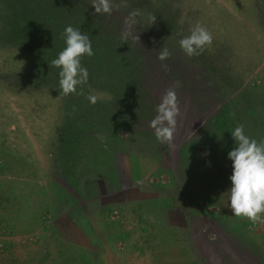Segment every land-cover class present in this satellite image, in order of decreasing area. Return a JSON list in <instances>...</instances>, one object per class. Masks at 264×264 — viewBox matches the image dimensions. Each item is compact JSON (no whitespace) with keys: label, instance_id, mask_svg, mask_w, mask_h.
<instances>
[{"label":"rangeland","instance_id":"rangeland-1","mask_svg":"<svg viewBox=\"0 0 264 264\" xmlns=\"http://www.w3.org/2000/svg\"><path fill=\"white\" fill-rule=\"evenodd\" d=\"M111 3L116 7L109 16L94 14L92 0H0V164L37 156L36 141L48 142L53 174L66 187L67 167L84 160L93 164L95 152L105 149L99 134L107 142L104 151L130 148L159 160L178 181V163L196 147L203 151L204 139L235 147L228 138L229 123L237 125L229 104L247 87L264 84V0ZM133 10L142 13L133 17L139 23L125 25ZM149 14L157 18L150 26ZM197 23L213 40L200 55L188 57L179 41ZM69 25L89 36L95 54L81 57L89 72L88 82L77 86L82 94L64 96L60 69L51 61L67 46L63 33ZM124 31L129 32L125 46ZM164 47L171 56L160 61ZM169 88L180 108L171 146L161 144L149 127ZM89 95L100 98L93 105ZM198 212L196 229L223 239L210 264H263L243 242L225 240L218 224ZM10 252L9 258L0 255V264H37V236Z\"/></svg>","mask_w":264,"mask_h":264},{"label":"crops","instance_id":"crops-1","mask_svg":"<svg viewBox=\"0 0 264 264\" xmlns=\"http://www.w3.org/2000/svg\"><path fill=\"white\" fill-rule=\"evenodd\" d=\"M229 105L237 123L231 131L243 124L246 135L264 139V84ZM215 142L204 139L203 151L180 160L178 181L159 160L119 148L96 151L93 164L66 166L61 187L48 142L36 141L39 155L0 164V255L9 258L37 236V264H210L223 239L196 229L194 212L202 209L225 240L243 242L264 264V223L230 207L232 143Z\"/></svg>","mask_w":264,"mask_h":264},{"label":"clouds","instance_id":"clouds-1","mask_svg":"<svg viewBox=\"0 0 264 264\" xmlns=\"http://www.w3.org/2000/svg\"><path fill=\"white\" fill-rule=\"evenodd\" d=\"M95 8L94 14H112L115 5L111 0H92ZM138 10H133L125 19V25L129 23H139L133 17L141 16ZM156 17L149 14L148 26L156 22ZM66 47L58 54V58L51 61V66L59 68L60 94L68 96L77 93V86H83L88 82V69L81 65V57L93 56L92 43L89 36L81 33L80 29L73 28L71 25L64 30ZM128 31H124L121 40L127 42ZM132 40L138 41L139 36H133ZM212 34L201 24L197 23L190 30V35L180 39L179 44L182 51L188 56L200 55L206 45H211ZM171 53L167 47L161 49L158 54L160 61L169 59ZM162 67H167L162 65ZM100 97L89 95L87 99L93 105ZM157 115L150 121L149 127L155 130V137L161 144L172 145L174 134L177 129V117L180 115L179 102L176 93L169 88L162 97L161 103L157 106ZM235 141V147L228 152V159L232 161V175L230 193V207L236 217H245L253 223H264V139L259 142L245 134L244 125L240 124L231 131ZM102 140L105 149L107 142ZM204 155H208L205 153ZM211 167V162H207Z\"/></svg>","mask_w":264,"mask_h":264},{"label":"trees","instance_id":"trees-1","mask_svg":"<svg viewBox=\"0 0 264 264\" xmlns=\"http://www.w3.org/2000/svg\"><path fill=\"white\" fill-rule=\"evenodd\" d=\"M55 8H56V6H55ZM115 38H116V37H115ZM115 38H114V39H115ZM118 43H119V41H118ZM125 44H127V42H126V43H122V45H124V46H125ZM119 45H120V44H119ZM122 45H121V46H122ZM130 66H131V65H130ZM113 67H114V66H113ZM128 67H129V64H128L127 66H125V69H124V70L129 69ZM112 70H114V68H113Z\"/></svg>","mask_w":264,"mask_h":264}]
</instances>
